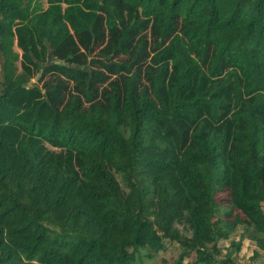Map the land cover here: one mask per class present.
Wrapping results in <instances>:
<instances>
[{
	"label": "trees",
	"instance_id": "1",
	"mask_svg": "<svg viewBox=\"0 0 264 264\" xmlns=\"http://www.w3.org/2000/svg\"><path fill=\"white\" fill-rule=\"evenodd\" d=\"M36 1L0 0V264L264 254V0Z\"/></svg>",
	"mask_w": 264,
	"mask_h": 264
},
{
	"label": "rangeland",
	"instance_id": "2",
	"mask_svg": "<svg viewBox=\"0 0 264 264\" xmlns=\"http://www.w3.org/2000/svg\"><path fill=\"white\" fill-rule=\"evenodd\" d=\"M37 2L41 4L43 9L47 7L46 0H37L35 3ZM30 7H32V5ZM13 50L19 55L21 54L20 50L16 48V45L13 46ZM30 82L31 83L36 82V78L32 79ZM217 199L219 200L221 199V197L219 196L217 197ZM178 228L179 230H181L180 226H178ZM242 231H243L242 228H238L228 240H221L219 242L218 244L219 247L224 248L222 249L223 253H224L225 248L230 245L231 241L240 240V234L242 233ZM165 247L166 248L164 250H160L157 254H155L154 258L148 259V260L145 259V263L146 264H171L176 259L179 253L178 244L174 242L166 241ZM255 251H257V248L253 242L249 241L248 239H242L240 251L233 258L234 264H264V254L259 253L257 257V256H254ZM186 262H189V259L185 260V263Z\"/></svg>",
	"mask_w": 264,
	"mask_h": 264
}]
</instances>
